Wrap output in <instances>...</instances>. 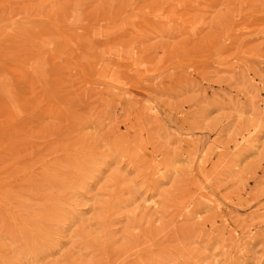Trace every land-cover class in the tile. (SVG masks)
I'll list each match as a JSON object with an SVG mask.
<instances>
[{"label": "rangeland", "instance_id": "obj_1", "mask_svg": "<svg viewBox=\"0 0 264 264\" xmlns=\"http://www.w3.org/2000/svg\"><path fill=\"white\" fill-rule=\"evenodd\" d=\"M0 264H264V0H0Z\"/></svg>", "mask_w": 264, "mask_h": 264}, {"label": "bare ground", "instance_id": "obj_2", "mask_svg": "<svg viewBox=\"0 0 264 264\" xmlns=\"http://www.w3.org/2000/svg\"><path fill=\"white\" fill-rule=\"evenodd\" d=\"M23 58V57H22ZM3 81V80H2ZM7 81V80H6ZM4 91H6V90H4ZM5 94V93H4ZM13 98V97H12Z\"/></svg>", "mask_w": 264, "mask_h": 264}]
</instances>
